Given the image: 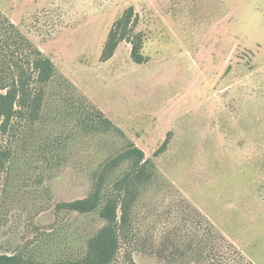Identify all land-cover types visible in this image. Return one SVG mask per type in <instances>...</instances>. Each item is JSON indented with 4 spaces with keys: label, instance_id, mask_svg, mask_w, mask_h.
I'll use <instances>...</instances> for the list:
<instances>
[{
    "label": "rangeland",
    "instance_id": "374dc122",
    "mask_svg": "<svg viewBox=\"0 0 264 264\" xmlns=\"http://www.w3.org/2000/svg\"><path fill=\"white\" fill-rule=\"evenodd\" d=\"M130 6L145 61L128 41L102 61ZM0 14L56 68L33 81L39 114L0 132V253L84 256L105 220L60 204L135 145L151 179L115 264H264V0H0Z\"/></svg>",
    "mask_w": 264,
    "mask_h": 264
},
{
    "label": "trees",
    "instance_id": "16d2710c",
    "mask_svg": "<svg viewBox=\"0 0 264 264\" xmlns=\"http://www.w3.org/2000/svg\"><path fill=\"white\" fill-rule=\"evenodd\" d=\"M139 20L133 6L123 12L109 31L101 53L102 61L110 60L122 41L131 43V55L135 62L145 61L142 53L144 37L142 32L136 31ZM3 21L5 22L0 14V33L6 35L5 45L4 40H0V132L7 133L15 118L27 115L35 118L39 114L44 90L34 89L33 81L37 79L40 83H48L55 76L56 68L41 50L32 47L15 24H5ZM166 143L167 141L155 152L156 155L164 150ZM8 155L7 150H0V162L3 163ZM125 161L131 163L129 170L114 181V192L110 193L107 180ZM147 167L145 152L134 145L105 164L88 197L60 204L61 208L80 214L98 212L105 220V224L89 238L84 256L47 262L36 260L24 252L0 253V264H115L121 238L128 237L130 232L135 200L143 185L151 179ZM130 264L137 263L130 260Z\"/></svg>",
    "mask_w": 264,
    "mask_h": 264
}]
</instances>
